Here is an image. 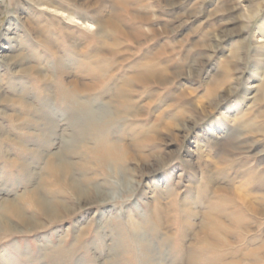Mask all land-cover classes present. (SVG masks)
Returning <instances> with one entry per match:
<instances>
[{
    "label": "rangeland",
    "instance_id": "1",
    "mask_svg": "<svg viewBox=\"0 0 264 264\" xmlns=\"http://www.w3.org/2000/svg\"><path fill=\"white\" fill-rule=\"evenodd\" d=\"M0 264H264V0H0Z\"/></svg>",
    "mask_w": 264,
    "mask_h": 264
},
{
    "label": "bare ground",
    "instance_id": "2",
    "mask_svg": "<svg viewBox=\"0 0 264 264\" xmlns=\"http://www.w3.org/2000/svg\"><path fill=\"white\" fill-rule=\"evenodd\" d=\"M45 3H46V1H40V2H38V5L47 6V5H45ZM47 8L50 9V10H53V11H55L57 13H60V11L54 10L50 6H47ZM68 18L70 20H72L71 17H68ZM112 22H114V21H112ZM114 23L115 24H118L116 22H114ZM83 24H85L87 26L88 25H93L91 23H83ZM115 28H117V27H115ZM121 32H123V31H121ZM61 88H59L58 91H59V98L62 101H65L66 100V97H67V99L69 101H76V99L78 97L77 96V93L79 92L78 90H76V88H74V89H67L65 87H63L62 89ZM126 94L127 93L122 94V98L124 99V102H122V103H116V106L114 107V111L112 112V117L108 120V122H107L108 124L107 125H112V126L114 125V127H115L117 125L118 121L120 120L119 118L120 117L123 118V116H125L126 114H128V111L130 110L131 102H130L129 98H127ZM129 114H130V112H129ZM95 127H93V128H95ZM100 141H101V139H100ZM116 143L113 144V146H116V148H117L115 151L110 150L112 148L109 147V144L103 143L104 145L103 144L100 145L101 148L100 149H97V152H95L96 150L95 151L92 150V151H89V153H88V155H92V158L95 159V163L98 164V166H99V167L97 166L98 170L99 171L101 170V172H103V176L105 175V177H106L105 171L108 168H110V167H115V164H113V163H115L117 161L118 162L119 161H122L123 158L130 157L129 155L127 156V153L128 152H130V154H132V152L129 151L130 150L129 148H128L129 150L126 153V151H125L126 148L124 146H122V145L119 146ZM95 155L98 156V159L97 160L95 158L96 157ZM132 158H135V157H132ZM70 169H71L70 168V165L66 161H64V160H61V163H59V164H56L55 161L50 162L48 164V167H47V170H46L48 176L47 177H44V179H45V185L44 186L45 187H42L41 186L42 188L40 190L38 189L36 191L35 195L38 196V199L30 198V200H29V203H30L29 207H30V209L38 210V212H44L46 206L49 204L46 201V199L44 198V196H43L48 191L47 188H46L48 186L47 184L49 183V186L52 185L53 188L54 187L55 188H58V184H61V183H64V182L67 181V176H70V173H71L70 172ZM101 175H102V173H101ZM116 184L115 183H111L110 181H107L106 182L107 188L109 187V189H112V190H115V189H117L119 187ZM80 190H81V188H79V190H78V188L72 189V193H74V195L77 194L78 197H83V190H81V191ZM42 193H44V194H42ZM109 201L116 203L117 201H119V197L117 196V194H113V196H110V194H109V196L102 198V200L100 201L101 202L100 204H104V203H107ZM50 204H52V203H50ZM47 208H49L50 210H52V206L51 207L50 206H47ZM8 209H9L8 211H10L12 214H19L20 215V213H21L20 210H19V208H18V206H15V205L9 206ZM17 210H18V212H17Z\"/></svg>",
    "mask_w": 264,
    "mask_h": 264
}]
</instances>
